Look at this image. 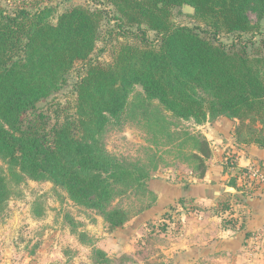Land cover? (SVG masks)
<instances>
[{
    "label": "rangeland",
    "instance_id": "1",
    "mask_svg": "<svg viewBox=\"0 0 264 264\" xmlns=\"http://www.w3.org/2000/svg\"><path fill=\"white\" fill-rule=\"evenodd\" d=\"M94 2L78 5L100 11L94 49L88 58L74 62L58 89L38 101L35 110L21 115L23 128L37 124L49 135L58 123L81 138L92 131L80 124L78 111V84L88 66L113 64L123 47L159 48L157 31L122 20L116 9ZM2 5L13 11L21 4ZM23 5L32 11L42 9ZM53 5L45 16L56 23L61 13ZM248 18L254 29L241 36H215L207 24L181 7L171 10L169 20L174 26L197 27L203 38L224 44L230 52L247 50L251 57H264V12L254 6ZM127 90L122 111L107 114L105 127L96 135L98 151L109 163L103 175L111 185L110 197L95 201L99 204L77 203L66 186L46 174L35 177L19 171L0 153V264H184L170 250L173 238L181 234L182 213L197 207L184 206L180 198L178 204L154 211L164 187L187 189L206 178L212 159L208 136L218 128L214 121L219 116L182 118L157 96L146 93L140 83L127 85ZM250 120H244L241 135L235 136L238 143L251 137L246 127L250 123L264 134V123Z\"/></svg>",
    "mask_w": 264,
    "mask_h": 264
},
{
    "label": "trees",
    "instance_id": "2",
    "mask_svg": "<svg viewBox=\"0 0 264 264\" xmlns=\"http://www.w3.org/2000/svg\"><path fill=\"white\" fill-rule=\"evenodd\" d=\"M117 17L147 24L161 36L159 48L123 47L109 66L92 63L78 84L80 124L87 131L75 138L67 125L51 134L37 124L22 127L21 115L35 110L42 98L58 89L77 60L94 49L100 11L71 6L56 23L47 21L51 7L32 11L0 2V153L11 166L32 176L49 175L67 187L79 204H99L111 195L108 160L96 136L124 108L127 85L140 83L182 118L206 115L235 119L237 138L244 120L264 123V57L247 50L230 52L203 38L197 27L172 25L171 10L185 4L216 36L254 29L248 12L264 0H106ZM264 45V42H263ZM251 121V120H250ZM252 122V121H251ZM251 137L240 143L264 147V134L253 123ZM211 151V150H210ZM209 155V154H208ZM208 155L206 157H208ZM99 201V203L94 202Z\"/></svg>",
    "mask_w": 264,
    "mask_h": 264
},
{
    "label": "crops",
    "instance_id": "3",
    "mask_svg": "<svg viewBox=\"0 0 264 264\" xmlns=\"http://www.w3.org/2000/svg\"><path fill=\"white\" fill-rule=\"evenodd\" d=\"M89 1H95L96 6L107 4L106 0H0L41 8L55 4L60 13ZM214 123L218 128L208 136L212 159L206 178L187 189L164 187L154 212L178 204L180 198H184V206L197 207L182 213L181 234L173 238L170 253L181 263L264 264V192L244 186L239 175L248 166H264V147L238 143L235 119L222 115ZM221 123L228 125L220 127ZM230 153L234 168L226 163Z\"/></svg>",
    "mask_w": 264,
    "mask_h": 264
},
{
    "label": "built area",
    "instance_id": "4",
    "mask_svg": "<svg viewBox=\"0 0 264 264\" xmlns=\"http://www.w3.org/2000/svg\"><path fill=\"white\" fill-rule=\"evenodd\" d=\"M230 167L234 168L232 159L229 157L226 159ZM247 170H240L239 175L243 180L242 184L249 186L250 190L256 189L260 190L262 188L264 192V166L255 168L253 166H248Z\"/></svg>",
    "mask_w": 264,
    "mask_h": 264
},
{
    "label": "water",
    "instance_id": "5",
    "mask_svg": "<svg viewBox=\"0 0 264 264\" xmlns=\"http://www.w3.org/2000/svg\"><path fill=\"white\" fill-rule=\"evenodd\" d=\"M183 10H184V12H186V13H194V7L191 6V5H188V4H185V5L183 6Z\"/></svg>",
    "mask_w": 264,
    "mask_h": 264
}]
</instances>
